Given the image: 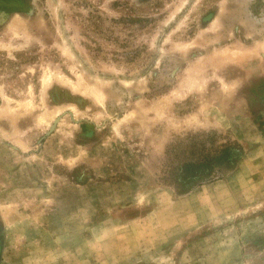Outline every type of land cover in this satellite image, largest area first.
I'll list each match as a JSON object with an SVG mask.
<instances>
[{
  "label": "rangeland",
  "instance_id": "374dc122",
  "mask_svg": "<svg viewBox=\"0 0 264 264\" xmlns=\"http://www.w3.org/2000/svg\"><path fill=\"white\" fill-rule=\"evenodd\" d=\"M0 264H264V0H0Z\"/></svg>",
  "mask_w": 264,
  "mask_h": 264
},
{
  "label": "trees",
  "instance_id": "16d2710c",
  "mask_svg": "<svg viewBox=\"0 0 264 264\" xmlns=\"http://www.w3.org/2000/svg\"><path fill=\"white\" fill-rule=\"evenodd\" d=\"M228 154H230L229 153V151L228 150H224L222 153H221V155H219L218 157H217V159H216V165L215 166H218V165H222V164H225L226 162H228L229 161V159L227 158L228 157ZM206 162V164H205V166L204 165H191V167H194V166H196V167H199L200 169H202L203 167H210V165H208L210 162L209 161H205Z\"/></svg>",
  "mask_w": 264,
  "mask_h": 264
}]
</instances>
